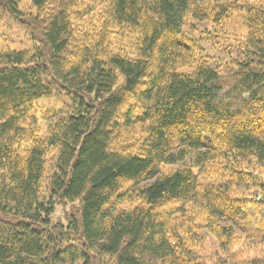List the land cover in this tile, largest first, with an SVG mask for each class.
Returning <instances> with one entry per match:
<instances>
[{"label":"trees","instance_id":"obj_1","mask_svg":"<svg viewBox=\"0 0 264 264\" xmlns=\"http://www.w3.org/2000/svg\"><path fill=\"white\" fill-rule=\"evenodd\" d=\"M0 264H264V0H0Z\"/></svg>","mask_w":264,"mask_h":264},{"label":"rangeland","instance_id":"obj_2","mask_svg":"<svg viewBox=\"0 0 264 264\" xmlns=\"http://www.w3.org/2000/svg\"><path fill=\"white\" fill-rule=\"evenodd\" d=\"M1 31L3 32V34L10 33V35L14 39V43H19L20 40H23L25 38L24 34L19 29L14 26L10 28V25L8 23L2 25ZM41 103V108L43 109L56 108L58 106V101L56 99L46 100Z\"/></svg>","mask_w":264,"mask_h":264}]
</instances>
